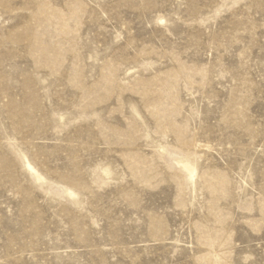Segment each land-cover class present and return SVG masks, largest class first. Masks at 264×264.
<instances>
[{
	"label": "rangeland",
	"instance_id": "374dc122",
	"mask_svg": "<svg viewBox=\"0 0 264 264\" xmlns=\"http://www.w3.org/2000/svg\"><path fill=\"white\" fill-rule=\"evenodd\" d=\"M0 264H264V0H0Z\"/></svg>",
	"mask_w": 264,
	"mask_h": 264
}]
</instances>
